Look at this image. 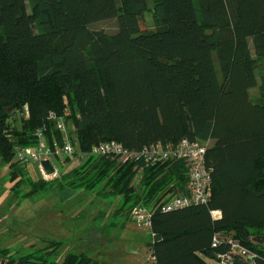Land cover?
<instances>
[{"label":"trees","instance_id":"16d2710c","mask_svg":"<svg viewBox=\"0 0 264 264\" xmlns=\"http://www.w3.org/2000/svg\"><path fill=\"white\" fill-rule=\"evenodd\" d=\"M153 1L152 8L148 0H0V158L13 178L30 177L15 147L37 145L34 131L44 125L49 143L63 141L51 112L73 123L80 153L109 140L131 151L158 141H209L207 204L158 207L186 192L184 160L146 165L134 186L143 162L90 155L53 183L120 196V213L149 207L147 244L157 264H210L206 258L229 249L213 246L217 232L260 251L252 241L264 237V0ZM147 10L154 29L142 26ZM109 19L117 21L115 33L90 28ZM24 104L30 115L19 124L15 115ZM47 183L33 182L27 195ZM59 243L0 255L9 254L5 264L101 263L76 252L59 263Z\"/></svg>","mask_w":264,"mask_h":264},{"label":"rangeland","instance_id":"374dc122","mask_svg":"<svg viewBox=\"0 0 264 264\" xmlns=\"http://www.w3.org/2000/svg\"><path fill=\"white\" fill-rule=\"evenodd\" d=\"M148 3L154 7L153 0ZM144 16L143 28L154 29L152 12L147 10ZM90 28L115 33L118 26L116 19H109L91 24ZM258 94V89L252 90L253 96ZM19 121L17 119L21 124ZM69 125L74 126L72 122ZM203 143L210 145L209 141ZM82 159L76 156L70 162L65 161L62 167L56 163L61 173L58 180L71 168L79 166ZM145 166L138 167L132 185L140 184ZM26 170L30 177L13 178L10 165L0 158V253L9 248V254H23L59 241L55 252L59 263L67 254L76 252L86 253L100 264H141L149 251L146 243L151 232L134 221L131 212L142 204L134 205L128 213H118L122 212L120 196L106 191L62 187L53 183L55 180L27 195L32 191L33 182L41 177L34 163ZM9 254L0 255V264H5Z\"/></svg>","mask_w":264,"mask_h":264},{"label":"built area","instance_id":"2783aa9c","mask_svg":"<svg viewBox=\"0 0 264 264\" xmlns=\"http://www.w3.org/2000/svg\"><path fill=\"white\" fill-rule=\"evenodd\" d=\"M30 115L29 106L24 104L17 111L15 117L18 120L28 118ZM48 119L56 123V127L63 133L64 140H53L49 143L46 138L47 125L34 131V135L39 139L35 146H16V159L24 168L34 163L38 169L39 176L46 180H56L60 178V169L56 165L57 158L67 156H79L86 158L90 155L112 156L118 158L121 163L127 161H141L145 165H155L160 162L184 160L188 167V182L186 192L171 197L167 202L159 205L162 212H170L195 204H207L213 194L212 173L207 166L206 154L208 145L199 140L183 138L177 143L158 141L149 146H145L140 151H131L115 140L100 142L93 146L88 153H80L72 140L75 126L70 127L64 117H59L55 112L49 114ZM19 121V122H20ZM47 164L53 166L50 171ZM57 166V167H56ZM215 219L220 218V211H212ZM131 216L142 228L152 232V210L145 205L135 206ZM259 249H251L243 244L232 233L217 232L213 238V246L219 247L227 245L229 249L225 252L217 253L211 264H238L237 260L246 264H258L259 255L264 256V237L260 240L252 241ZM262 251V252H261ZM144 264H157L156 256L151 251Z\"/></svg>","mask_w":264,"mask_h":264},{"label":"crops","instance_id":"0c3cea01","mask_svg":"<svg viewBox=\"0 0 264 264\" xmlns=\"http://www.w3.org/2000/svg\"><path fill=\"white\" fill-rule=\"evenodd\" d=\"M118 213H120V212H118ZM107 215H110V213H108ZM147 231H148V230H147ZM149 232H150V231H149ZM152 235H153V234H152V232H151V238L149 239V241L152 239V237H153ZM149 241H148V242H149ZM148 242H147V243H148ZM147 243H146V244H147ZM148 250H149V251H148L149 253L152 251L149 247H148ZM148 252L146 253V256H147ZM146 256H145L144 259L142 260L141 264H144L145 259H146ZM206 259H207V261H209V263L211 264V262H212L213 259H209V258H206ZM107 264H108V263H107Z\"/></svg>","mask_w":264,"mask_h":264},{"label":"water","instance_id":"95a60500","mask_svg":"<svg viewBox=\"0 0 264 264\" xmlns=\"http://www.w3.org/2000/svg\"><path fill=\"white\" fill-rule=\"evenodd\" d=\"M12 109H13V108H9L8 111H7V113H8V112H11ZM154 238H155V241H158V240L161 239V235H160V234H156Z\"/></svg>","mask_w":264,"mask_h":264}]
</instances>
